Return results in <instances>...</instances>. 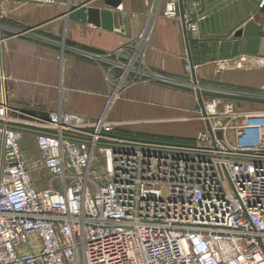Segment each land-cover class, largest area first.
Listing matches in <instances>:
<instances>
[{
	"label": "built area",
	"instance_id": "1",
	"mask_svg": "<svg viewBox=\"0 0 264 264\" xmlns=\"http://www.w3.org/2000/svg\"><path fill=\"white\" fill-rule=\"evenodd\" d=\"M203 2H186L193 35ZM164 17L182 22L179 0H166ZM151 38L146 30L114 53L84 54L110 88L101 117L54 110L45 121L10 105L0 35V264H264V113L231 104L220 113L202 99L197 114L210 127L188 144L121 136L108 120L130 86L170 84L147 71Z\"/></svg>",
	"mask_w": 264,
	"mask_h": 264
},
{
	"label": "crops",
	"instance_id": "2",
	"mask_svg": "<svg viewBox=\"0 0 264 264\" xmlns=\"http://www.w3.org/2000/svg\"><path fill=\"white\" fill-rule=\"evenodd\" d=\"M182 1L186 12L187 0ZM216 1L204 0L203 11ZM165 4L166 0H122L121 12L128 16L129 26V38H125L67 18L73 6L105 9L104 0H0L1 50L10 105L18 110H61L86 120L98 119L110 88L104 68L84 54L114 53L149 30L147 71L170 84L148 80L130 86L108 114L120 132L194 142L210 127L197 114L202 101L195 84L202 88L206 103L219 104L217 112L231 104L242 116L264 113V64L251 61L264 60V17L250 13L261 28L258 37L233 39L245 25L228 37L213 39L189 32L190 55L182 22L164 17ZM179 8L181 12V0ZM119 22L120 16L118 26ZM185 63L193 67L190 73ZM224 123L219 120L211 125Z\"/></svg>",
	"mask_w": 264,
	"mask_h": 264
},
{
	"label": "water",
	"instance_id": "3",
	"mask_svg": "<svg viewBox=\"0 0 264 264\" xmlns=\"http://www.w3.org/2000/svg\"><path fill=\"white\" fill-rule=\"evenodd\" d=\"M261 0H218L204 10L193 22L197 24L200 39L228 37L235 29L245 25L243 29L234 34L233 39L247 37H258L261 32L260 26L251 19V12L258 13L264 17V6L259 8ZM181 0V17L187 50L189 54V36L187 26L183 20L184 9ZM105 9L87 8L86 6H73L67 11V18L83 24H92L111 33H120L123 37L129 38L128 16L122 11V0H104ZM109 8V9H107ZM120 16V24H117V17ZM201 21V23H200ZM216 30V32H215ZM191 61V60H190ZM187 64L185 63V66ZM191 66H193L191 62ZM193 68V67H192ZM199 97L202 96L198 91ZM20 118L34 119L41 118L49 121V113L37 110L21 109Z\"/></svg>",
	"mask_w": 264,
	"mask_h": 264
},
{
	"label": "rangeland",
	"instance_id": "4",
	"mask_svg": "<svg viewBox=\"0 0 264 264\" xmlns=\"http://www.w3.org/2000/svg\"><path fill=\"white\" fill-rule=\"evenodd\" d=\"M145 68H146V64H145ZM209 102H211V101H209ZM23 150H24L26 157L28 159L32 158L31 162L37 159V151H36V147L34 144V138L31 135H29L25 138V140L23 142Z\"/></svg>",
	"mask_w": 264,
	"mask_h": 264
},
{
	"label": "trees",
	"instance_id": "5",
	"mask_svg": "<svg viewBox=\"0 0 264 264\" xmlns=\"http://www.w3.org/2000/svg\"><path fill=\"white\" fill-rule=\"evenodd\" d=\"M119 135L121 136H126V137H134V138H139V139H147V140H162V141H166V142H180L178 140H175V139H165V138H154V137H147V136H139V135H129V134H126V133H123V132H118ZM186 143H189V142H186Z\"/></svg>",
	"mask_w": 264,
	"mask_h": 264
}]
</instances>
